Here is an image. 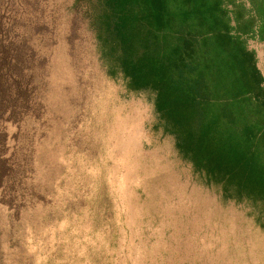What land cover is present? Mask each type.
<instances>
[{
  "label": "rangeland",
  "instance_id": "rangeland-1",
  "mask_svg": "<svg viewBox=\"0 0 264 264\" xmlns=\"http://www.w3.org/2000/svg\"><path fill=\"white\" fill-rule=\"evenodd\" d=\"M78 1L0 0V264H264L254 209L109 76Z\"/></svg>",
  "mask_w": 264,
  "mask_h": 264
},
{
  "label": "trees",
  "instance_id": "trees-1",
  "mask_svg": "<svg viewBox=\"0 0 264 264\" xmlns=\"http://www.w3.org/2000/svg\"><path fill=\"white\" fill-rule=\"evenodd\" d=\"M111 78L152 102L164 134L264 234V0H79ZM78 1V2H79Z\"/></svg>",
  "mask_w": 264,
  "mask_h": 264
}]
</instances>
